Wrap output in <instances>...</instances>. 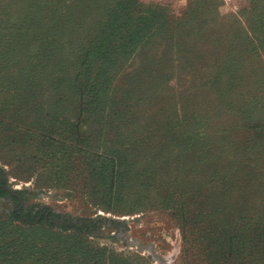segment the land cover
Wrapping results in <instances>:
<instances>
[{
    "label": "trees",
    "instance_id": "1",
    "mask_svg": "<svg viewBox=\"0 0 264 264\" xmlns=\"http://www.w3.org/2000/svg\"><path fill=\"white\" fill-rule=\"evenodd\" d=\"M220 5L189 0L160 31L163 4L0 0V152L30 162L47 185L90 191L100 176L137 198L157 185L188 234L213 247L226 235L231 254L211 251V263L217 254V264H264V0L237 13ZM173 79L181 87L169 105ZM175 144L189 170L182 185L167 166ZM75 219L27 223L90 229ZM45 253L43 264L63 259ZM65 257L60 264H91Z\"/></svg>",
    "mask_w": 264,
    "mask_h": 264
},
{
    "label": "rangeland",
    "instance_id": "2",
    "mask_svg": "<svg viewBox=\"0 0 264 264\" xmlns=\"http://www.w3.org/2000/svg\"><path fill=\"white\" fill-rule=\"evenodd\" d=\"M142 1L146 4H163L166 8V17L159 25L160 31L174 27L189 2ZM220 1L218 9L222 14L237 13L245 5V0ZM180 87L178 79L171 80L165 86L164 94L168 96L169 105L176 102ZM27 148L25 157L31 158L35 148ZM178 152L179 145H173L175 158L167 166L172 170L171 181L182 185V172L188 173L189 170L180 168L182 162ZM0 167L4 169L10 185L26 193L24 199L27 205L49 206L54 212L83 219L90 227L79 232L22 222L14 219L10 214V205L0 200V264H17L20 259L28 264H34L37 260L43 264L39 258H48L50 254H46V251L54 254L57 250L63 259L54 264L65 262L68 259L65 253L89 259L91 264H217V254L211 263L209 252L219 251L221 257L231 254L225 252L227 242L224 241V234L219 235L222 239L219 243L215 241L214 247L207 237L206 240L195 232L188 234L182 221V211L156 197L159 191L157 185L147 196L139 195V198L131 194L117 195L111 183L100 176L95 178L90 191L82 186L47 185L39 182L30 162L17 163L14 153L7 154L6 151L0 152ZM191 176L192 172L186 178ZM84 225L82 222L81 227ZM194 226L197 231L196 222ZM138 243L147 249L141 250Z\"/></svg>",
    "mask_w": 264,
    "mask_h": 264
},
{
    "label": "flooded vegetation",
    "instance_id": "3",
    "mask_svg": "<svg viewBox=\"0 0 264 264\" xmlns=\"http://www.w3.org/2000/svg\"><path fill=\"white\" fill-rule=\"evenodd\" d=\"M25 194L24 191L10 185L5 171L0 168V200L10 205V214L13 218L22 222H46L59 226L64 225V223L69 225L72 221L77 222L75 218L70 221L68 216H58V213L61 212H54L49 206L27 205L24 199Z\"/></svg>",
    "mask_w": 264,
    "mask_h": 264
},
{
    "label": "water",
    "instance_id": "4",
    "mask_svg": "<svg viewBox=\"0 0 264 264\" xmlns=\"http://www.w3.org/2000/svg\"><path fill=\"white\" fill-rule=\"evenodd\" d=\"M137 246H139V248H140L141 250H146V249H147V247H142V246L140 245V243H138ZM151 252L154 254V256H155L156 258L159 257V256H157V255L152 251V249H151Z\"/></svg>",
    "mask_w": 264,
    "mask_h": 264
}]
</instances>
